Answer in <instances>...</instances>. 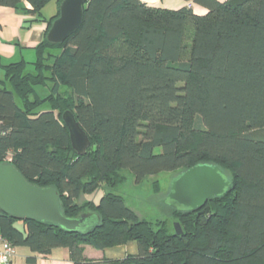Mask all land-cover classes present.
Listing matches in <instances>:
<instances>
[{"label": "trees", "instance_id": "trees-1", "mask_svg": "<svg viewBox=\"0 0 264 264\" xmlns=\"http://www.w3.org/2000/svg\"><path fill=\"white\" fill-rule=\"evenodd\" d=\"M23 1L48 27L32 68L24 59L2 67L0 163L56 187L66 216L94 211L100 220L84 234L1 212L0 235L41 255L67 247L74 264H264V0H192L208 9L202 15L190 6L86 0L81 26L62 43L46 37L59 16L43 18L51 0L0 3ZM67 109L91 140L84 155L72 148ZM202 162L219 165L232 187L194 211L169 205L180 235L167 221L155 228L139 218L110 190L98 203L80 202L123 182V169L141 181ZM131 241L137 253L121 259L84 256V244Z\"/></svg>", "mask_w": 264, "mask_h": 264}, {"label": "water", "instance_id": "water-1", "mask_svg": "<svg viewBox=\"0 0 264 264\" xmlns=\"http://www.w3.org/2000/svg\"><path fill=\"white\" fill-rule=\"evenodd\" d=\"M86 0H62L59 16L47 32L52 43L64 42L77 31L84 19ZM73 150L78 155L87 153L91 140L80 125L76 114L67 109L62 113ZM232 181L223 169L210 162L197 163L172 179L166 203L179 211H194L205 206L211 198L227 193ZM23 219L53 224L69 232H90L100 220L94 211L81 212L73 217L66 216L61 207V196L54 186H39L30 182L13 164L0 163V213ZM177 234L183 229L174 222Z\"/></svg>", "mask_w": 264, "mask_h": 264}, {"label": "crops", "instance_id": "crops-1", "mask_svg": "<svg viewBox=\"0 0 264 264\" xmlns=\"http://www.w3.org/2000/svg\"><path fill=\"white\" fill-rule=\"evenodd\" d=\"M142 1L168 9L190 6L195 13L201 15L208 12L207 8L192 0ZM56 5L58 10L57 2ZM26 9H32V5L27 1H23L17 7L5 6L0 3V79L4 76L3 65L24 59L28 62V67L32 68L31 63L37 58V46L46 33L48 20L38 19L34 14L26 12ZM42 13L43 18L47 19L56 14L46 16L43 9ZM83 247L84 256L93 262L121 259L127 254H135L138 251V245L134 241L106 249H98L91 244H84ZM31 256L36 258L33 262L28 260ZM12 264H74V262L67 247H56L50 254L41 255L27 246H17Z\"/></svg>", "mask_w": 264, "mask_h": 264}, {"label": "rangeland", "instance_id": "rangeland-1", "mask_svg": "<svg viewBox=\"0 0 264 264\" xmlns=\"http://www.w3.org/2000/svg\"><path fill=\"white\" fill-rule=\"evenodd\" d=\"M57 5L55 0L49 1L43 8L46 16L56 13ZM41 95H46L47 90L39 88ZM44 108H49L48 104ZM120 173L125 177L124 181L109 188L101 185L99 189L91 194L83 193L80 202L93 200L98 203L101 197L107 191H112L121 195L125 203L129 206L141 219H145L154 223L155 228L158 227L160 221H167L168 228L173 231L174 222L173 209L165 202L170 191L172 179L177 171H160L154 175H148L143 180L137 181L134 173L130 169H123ZM88 264H93L89 263Z\"/></svg>", "mask_w": 264, "mask_h": 264}, {"label": "built area", "instance_id": "built-area-1", "mask_svg": "<svg viewBox=\"0 0 264 264\" xmlns=\"http://www.w3.org/2000/svg\"><path fill=\"white\" fill-rule=\"evenodd\" d=\"M16 254V247L2 235H0V264H12Z\"/></svg>", "mask_w": 264, "mask_h": 264}]
</instances>
